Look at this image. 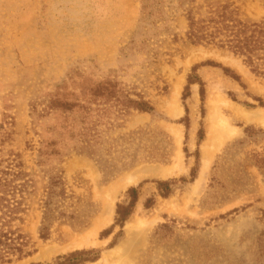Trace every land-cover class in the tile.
I'll return each mask as SVG.
<instances>
[{
    "label": "rangeland",
    "instance_id": "rangeland-1",
    "mask_svg": "<svg viewBox=\"0 0 264 264\" xmlns=\"http://www.w3.org/2000/svg\"><path fill=\"white\" fill-rule=\"evenodd\" d=\"M177 1L162 0L154 23L141 0H0V137L28 180L13 226L29 252L0 264H53L76 250L89 251L81 264H264V77L226 49L190 42ZM226 1L243 18L264 20V0ZM86 68L154 108L105 128L92 154L61 139L54 116L31 111ZM53 141L58 154H42ZM159 180L172 182L167 197ZM132 187L138 200L120 226L116 206ZM97 218L103 225L92 233ZM119 247L125 254L113 260Z\"/></svg>",
    "mask_w": 264,
    "mask_h": 264
},
{
    "label": "trees",
    "instance_id": "trees-1",
    "mask_svg": "<svg viewBox=\"0 0 264 264\" xmlns=\"http://www.w3.org/2000/svg\"><path fill=\"white\" fill-rule=\"evenodd\" d=\"M161 2L162 0H141L142 14L151 16L154 23L161 21ZM177 4L183 7L187 21L186 38L190 42L226 49L241 57L253 73L264 77V20L252 21L243 18L237 7L226 0H178ZM93 72V68L72 71L49 95L41 108L34 105L31 110L37 119L54 116V131L58 136L73 142L72 149L88 154H92V149L100 144L101 132L113 126L116 120L132 111L151 113L154 110L142 96L131 98L116 80L109 76H95ZM187 82L192 84L196 80L190 76ZM199 85L203 100V83L199 82ZM7 139L8 136L0 137V263H9L13 258L20 259L29 254L26 251L28 239L13 226L14 221L18 220L17 215L24 209L23 197L27 191L28 180L25 179L26 173L19 154L5 150ZM55 145L54 141L46 142L41 153L58 154ZM181 181L185 180L182 178ZM171 183L156 181L161 197L170 194ZM49 184L40 229L42 238H46L48 234L46 224H49L53 214L52 200L58 180L52 177ZM127 194L128 202L116 206L115 222L120 226L132 214L138 200L137 188H129ZM153 201L152 198L147 199L144 207L150 208ZM69 217L73 218V213ZM88 253L89 251L76 250L59 257L53 264H81L89 260L84 257Z\"/></svg>",
    "mask_w": 264,
    "mask_h": 264
},
{
    "label": "bare ground",
    "instance_id": "bare-ground-1",
    "mask_svg": "<svg viewBox=\"0 0 264 264\" xmlns=\"http://www.w3.org/2000/svg\"><path fill=\"white\" fill-rule=\"evenodd\" d=\"M251 118V117H250ZM252 119V118H251ZM261 122H264V118H262V120H261ZM140 175L138 174V173H134V174H130L129 176H127L123 181H124V183L125 184H129V183H132V182H134V181H136L137 179H138V177H139ZM200 180L198 181V183H197V185H202V178H199ZM109 202H110V206L112 205V203H113V194H112V196L110 197V199H109ZM111 212H112V210L110 211L109 210V213L111 214ZM109 217V219H110V215L108 216ZM98 219V218H97ZM108 219V218H107ZM108 219V220H109ZM98 222H99V219H98ZM107 222V221H106ZM109 222V221H108ZM101 225H103L101 222H99V223H97V224H94L93 225V227H92V233H94ZM85 242H88V238L87 237H85V241H83L82 243H80L79 242V244L78 245H80V244H83V243H85ZM125 251L123 250V248L122 247H119V248H117V249H114L113 250V252L111 253V255H110V257L113 259V260H115V258H119V257H122L125 253H124ZM126 257V256H125ZM124 257V258H125ZM123 258V259H124ZM128 258V257H127ZM109 259V258H108ZM126 260V259H125ZM130 260V259H129ZM125 263H127V262H125Z\"/></svg>",
    "mask_w": 264,
    "mask_h": 264
}]
</instances>
